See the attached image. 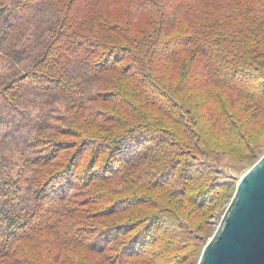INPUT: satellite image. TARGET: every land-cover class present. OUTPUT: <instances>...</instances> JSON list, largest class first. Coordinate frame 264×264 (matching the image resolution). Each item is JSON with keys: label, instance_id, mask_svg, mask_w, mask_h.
<instances>
[{"label": "trees", "instance_id": "16d2710c", "mask_svg": "<svg viewBox=\"0 0 264 264\" xmlns=\"http://www.w3.org/2000/svg\"><path fill=\"white\" fill-rule=\"evenodd\" d=\"M102 1L0 0V264H93L82 249L108 264H183L178 251L198 237L191 223L133 187L113 195L107 181L131 187L130 172L205 205L214 168L192 162L211 159L200 111L218 129L234 131L242 147L245 136L219 88L264 108V0H133L156 10L152 29L136 34L135 25L110 20ZM177 18L181 29L172 33ZM94 27L120 38L103 39ZM186 46L200 72L170 83L158 71L175 70ZM96 81L112 87L100 92ZM147 106L166 121L148 115ZM82 117L120 134L84 131ZM130 138L136 145L124 150ZM218 186L213 194L224 189ZM117 210L137 215L115 225L94 219Z\"/></svg>", "mask_w": 264, "mask_h": 264}, {"label": "rangeland", "instance_id": "374dc122", "mask_svg": "<svg viewBox=\"0 0 264 264\" xmlns=\"http://www.w3.org/2000/svg\"><path fill=\"white\" fill-rule=\"evenodd\" d=\"M189 1L191 2V4H194L195 0ZM100 7L101 10L107 15V17L113 22H117L123 25L127 24L130 30H132L133 28L132 24L135 25L137 30L133 31V34H136L137 31L141 29H152L151 22H153V20L155 19L156 14V10L154 8L152 10L146 7H137L134 5L133 0H103L102 2H100ZM95 17L89 19L93 21L99 19L98 16ZM181 24L182 23L180 22L179 18H177L176 27H174L172 33L179 32V30L181 29ZM93 33L109 41H117L120 38L119 34L116 32L106 31L96 27L93 28ZM194 51V48H192L191 46H186L175 60V66L178 67L174 70L175 67L171 69L163 66L158 71V74L166 78L170 83H176L177 81H179L180 78H182L183 72L189 74L193 73L192 75L198 74L200 72V68L197 64H195L193 57ZM112 75L116 80L122 79L118 74L112 73ZM93 86L95 87V89H98L101 92L108 91L109 88L112 87V84L110 82L96 81L93 82ZM201 88H204L202 90V95L204 97V94H206L208 90L205 88V86ZM219 89H221L222 92L226 95L225 106H227V108L234 114V122L236 125H238L240 131H242L245 137L242 138L244 140L242 142V147H236L233 139L234 137L238 136L234 134V131H222L218 129L216 124L211 121L209 112L204 111V107L200 111V114L202 116V125L205 129L204 135L205 139H207V149L209 151V157L211 159H207L204 156L199 155L201 159H192V162H195L199 165H204L205 163L210 162L214 168L209 184H207V188L205 189V197L208 200H206L207 202L205 205L196 206L197 203L195 201L188 200L186 197L179 196L177 194L172 195L164 187L148 185L147 183L139 180L134 173H124L126 179H128L132 183L131 187L130 185L128 187V184H126L125 182L119 181L120 179L118 178L112 177L113 179H109L108 181L106 180L107 184L109 185L108 190L113 195H126L127 192L132 191L133 187L135 188V190L139 191V193H148L158 199L160 203L174 208L191 223L193 228L196 230V234H198V237H193V246H186L178 251L179 253L184 252L183 254L180 253V255H183V264H197L203 246L212 236L229 203L238 178L247 169H249L259 159V157L264 154V108L260 110L256 107H252L248 104V101L246 99L238 97L236 93L222 88ZM128 92L132 93L130 89ZM136 98L137 97H135V99ZM139 102L140 104L142 103L141 101ZM96 105L99 107H104L109 111L121 114L122 116L130 120L128 115L124 114L118 107L109 102L97 101ZM149 107H145L148 115L166 121L162 113ZM77 109L78 107L76 105H71V107L68 108V111L70 113H74L75 111L77 112ZM79 122V127L84 131H94L105 134L108 133L110 135L118 134L120 131V128H107L99 124L98 122H92L85 117L80 118ZM131 142L133 143V146L136 145L134 139L130 138L124 144L123 149L126 150L129 146V143ZM245 142L249 143L247 144L248 146H245ZM135 153L136 150L130 151V154H128L127 158H130L132 154L134 155ZM119 155L122 156L123 154ZM112 157L115 156L112 155ZM124 162L125 161H123V159L119 161L117 160L116 165H122ZM94 170L96 173H102L104 175L112 174L114 172L104 170L101 167H96L94 168ZM218 185H224V189L219 195H217V192L216 194H213L215 193V191H217L215 188ZM150 210H152V208H146L145 211L147 212ZM134 215H137V213H127L123 210H117L111 211L104 215L100 214V216L95 217L94 219L103 225H115L120 220L129 219ZM140 227L142 228L143 226ZM82 251L90 258L93 264H108L104 261L100 254H93L84 249H82Z\"/></svg>", "mask_w": 264, "mask_h": 264}, {"label": "water", "instance_id": "95a60500", "mask_svg": "<svg viewBox=\"0 0 264 264\" xmlns=\"http://www.w3.org/2000/svg\"><path fill=\"white\" fill-rule=\"evenodd\" d=\"M197 264H264V154L238 178Z\"/></svg>", "mask_w": 264, "mask_h": 264}]
</instances>
